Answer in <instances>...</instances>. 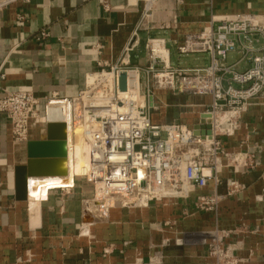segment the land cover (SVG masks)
I'll list each match as a JSON object with an SVG mask.
<instances>
[{
  "label": "crops",
  "instance_id": "0c3cea01",
  "mask_svg": "<svg viewBox=\"0 0 264 264\" xmlns=\"http://www.w3.org/2000/svg\"><path fill=\"white\" fill-rule=\"evenodd\" d=\"M141 7L142 0L9 4L0 10V97L28 90L41 100H72L97 62L116 63L135 32L137 42L128 53L132 65H145L146 41L157 37L171 64L201 67L209 62L206 55L177 54L186 35L204 29L213 16L264 15V0H158L146 21ZM42 30L48 37L36 40ZM238 58L233 53L228 61ZM247 65L239 62L237 69ZM152 100L153 123L188 127L200 123L212 101L210 95L163 89L155 90ZM41 133L32 122L29 138ZM222 141L223 166L205 187L186 198L109 206L101 214L89 203L91 183L80 176L69 179L64 185L69 187L15 199L14 167L25 162V144L12 141L0 112V264H214L208 251L216 231H229L223 244L238 264H264V98L251 101L239 128ZM198 195L214 196L215 205L199 208Z\"/></svg>",
  "mask_w": 264,
  "mask_h": 264
},
{
  "label": "built area",
  "instance_id": "2783aa9c",
  "mask_svg": "<svg viewBox=\"0 0 264 264\" xmlns=\"http://www.w3.org/2000/svg\"><path fill=\"white\" fill-rule=\"evenodd\" d=\"M31 0H0V10L14 2ZM158 0H142L141 19L151 16ZM107 8V5H104ZM17 22L25 17L17 15ZM42 30L36 40L48 37ZM137 42L136 32L116 63L97 62L101 74L79 95L68 102L71 120L80 124L87 144L89 167L86 177L102 198L124 199L121 206L146 207L152 201L186 198L216 180L223 166L222 137L231 136L251 101L264 98V15L235 13L211 17L208 25L188 34L176 45L178 56L204 54L208 64L185 68L168 59V49L160 38L146 41V63L132 65L128 53ZM238 53L235 62L228 57ZM247 67L239 70V62ZM126 74V90L136 86L138 100L121 96L118 77ZM88 79V78H87ZM157 89L179 94L210 95L211 103L202 114L209 118V133L179 122L157 124L151 119L153 92ZM55 100H43L28 90L7 91L0 97V112L8 119L14 143L25 144L30 124L44 127L45 114L37 109ZM78 176V175H74ZM96 195L92 198L96 203ZM199 208L209 209L214 196H197ZM88 203V204H89ZM220 232V234H218ZM216 231L209 246L214 264H238L234 254L224 246L229 231Z\"/></svg>",
  "mask_w": 264,
  "mask_h": 264
},
{
  "label": "water",
  "instance_id": "95a60500",
  "mask_svg": "<svg viewBox=\"0 0 264 264\" xmlns=\"http://www.w3.org/2000/svg\"><path fill=\"white\" fill-rule=\"evenodd\" d=\"M118 88L120 91L126 90L125 72L119 74ZM49 106V103L45 105V117H47ZM199 127L202 133H209L207 114L203 113L200 123L193 126L195 132ZM25 152V162L14 167V195L18 201L27 200L30 177L65 175L61 164L67 155L66 123L58 119L47 120L41 136L29 139L25 143Z\"/></svg>",
  "mask_w": 264,
  "mask_h": 264
},
{
  "label": "bare ground",
  "instance_id": "6f19581e",
  "mask_svg": "<svg viewBox=\"0 0 264 264\" xmlns=\"http://www.w3.org/2000/svg\"><path fill=\"white\" fill-rule=\"evenodd\" d=\"M100 77L102 76L98 73L89 74L87 82L88 84H91L94 80H98ZM128 89L129 90L120 91V95L127 96L133 101L138 100L136 86L133 90H130V87ZM60 103L61 102L59 101H53L49 103L50 106L48 109V114L46 115L47 117H45V121L50 119H58L63 120L66 123L67 155L61 164L65 170V175L30 177L28 182V194H38L42 192V190H47L49 188L69 187L68 184L64 186L66 182L71 179L75 174L78 176L86 174L87 169L89 167L86 155L87 144L85 143L84 139H82V137L80 136V126L77 124L76 121L71 120L70 104L68 102H65L61 105ZM70 182H73V180L68 181V183ZM96 195L100 197L99 199L95 200V205L97 209L104 208V211L111 203L120 205V203L124 200L122 198H119L116 201L111 197L102 198L98 189Z\"/></svg>",
  "mask_w": 264,
  "mask_h": 264
},
{
  "label": "rangeland",
  "instance_id": "374dc122",
  "mask_svg": "<svg viewBox=\"0 0 264 264\" xmlns=\"http://www.w3.org/2000/svg\"><path fill=\"white\" fill-rule=\"evenodd\" d=\"M197 55H203L204 56V54H197ZM168 59H169V55H168ZM133 62V61H132ZM173 62V64H175L174 63V61H172ZM155 90H157V89H155ZM154 90V91H155ZM37 109H38V111L40 112V113H44V111H45V106H44V104L43 103H40L39 105H38V107H37ZM79 126H80V124H78ZM41 127V126H40ZM42 129H43V127H42ZM73 178H74V176L72 177V180H73ZM77 179H81V180H83V181H86L88 184H90L91 182L89 181V180H87L86 179V177H84V176H80V177H78ZM91 185V187H92V189H93V197H94V195H96L97 193L95 192V187H94V185L91 183L90 184ZM99 197L100 196H97L96 195V199H99ZM118 204H114V203H111L109 206H117ZM108 206V207H109ZM104 207V206H103ZM124 207H131V206H124ZM92 208V207H91ZM109 209H112V208H110L109 207ZM100 210H101V212H100ZM98 211L99 212H97V213H103L104 212V208H98Z\"/></svg>",
  "mask_w": 264,
  "mask_h": 264
}]
</instances>
